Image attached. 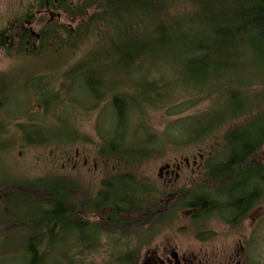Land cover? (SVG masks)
<instances>
[{"label": "trees", "instance_id": "1", "mask_svg": "<svg viewBox=\"0 0 264 264\" xmlns=\"http://www.w3.org/2000/svg\"><path fill=\"white\" fill-rule=\"evenodd\" d=\"M84 1L85 5L73 6L69 0H41L36 8H50L69 17L83 14L97 1L102 3L99 7L105 9L91 20H98L99 26L101 23L108 26L111 23L114 35L109 47L69 68L61 86L62 91L67 90L71 101L70 94L75 84V89L89 95L92 107L109 98L111 113L102 116L99 122L102 125L105 119L111 120L102 132L104 136L101 135L100 153L104 156L132 164L159 158L165 151V142L145 121L140 109L168 106L173 96L182 90L205 94L209 88L217 87L221 80H227L232 70L239 68V63L234 60L246 59L253 66L255 74L264 73V0H190L196 6L195 13L176 20H162L160 6L154 0ZM33 10L34 6H31L25 13L26 19L32 17L30 12ZM135 12L138 19L134 18ZM196 17L203 26L199 34L184 27ZM138 20L151 25L133 30V23ZM58 28L43 27L37 39L24 29L19 35V48L32 51L35 56L37 53L32 44L36 40L41 51L56 48L60 44L57 43L59 38L56 32L61 30L67 38L60 44V50L68 48L75 51L87 36L84 30V36L74 38L64 26L59 25ZM6 33L7 30H4L3 36ZM2 40L0 47L9 51V46ZM176 54L189 61L188 75H177L185 79L177 77L176 81L173 80L175 83L171 81L163 85L161 80L165 81V78L151 77L156 68L149 65L150 60L174 57ZM132 69L147 73L134 85V94L113 92L114 87L123 82V76L118 78V75L131 76L129 72ZM106 76L114 78L106 82ZM33 81L30 84L29 79V84L48 111L51 101L54 99L58 102L59 96L43 80H38L39 83ZM182 83L186 85L178 88ZM10 85L7 78L0 76V111L9 106ZM249 96L242 90L227 89L223 97L225 102L220 109L180 121L190 122L192 140L189 143L196 144L213 135L225 122L232 124L247 118L226 130L222 139L223 149L209 156L206 162L208 179L192 190H175L159 198L160 192L147 180L124 172L104 178L95 198L77 206L71 198L74 188L71 181L45 179L31 184L30 189L42 193L37 201L44 208L38 210L35 218L24 222L28 259L24 264H48L54 248L60 243L63 248L69 245L75 249L71 254L64 252L62 261L81 264L77 258L96 254L103 245V238L104 264H139L143 245L149 239L146 236L152 238L153 226L171 221L181 209L192 211L194 223L200 224L210 218H219L231 226L243 222L256 208L264 205V113L247 117L259 99ZM24 136L28 145L62 141L53 130L49 132L48 129H38L35 133L24 131ZM84 215H92L94 221L91 222ZM138 215L142 217L140 220ZM145 226L150 227L147 230ZM77 232L82 235L80 240L74 239ZM116 232L130 234L123 237L135 235L141 242L134 249L117 252L122 244L120 238L115 236ZM203 235L210 234H200L201 240L210 238H202ZM75 243L79 249H76Z\"/></svg>", "mask_w": 264, "mask_h": 264}, {"label": "rangeland", "instance_id": "2", "mask_svg": "<svg viewBox=\"0 0 264 264\" xmlns=\"http://www.w3.org/2000/svg\"><path fill=\"white\" fill-rule=\"evenodd\" d=\"M39 1L41 0H0V41L2 43L4 39V44L10 48L7 51L0 47V76L7 78L11 84L8 92L9 106L0 111V194L3 198L0 204V264H24L28 260L24 222L35 218L38 210L44 208L37 201L42 193L30 189L31 184L45 179L71 181L74 186L71 198L77 206L95 198L104 178L124 172H131L147 180L150 186H155L160 192L159 198L175 190H192L208 179L206 162L209 156L223 149L222 139L226 130L243 123L247 118L232 124L225 122L213 135L196 144L189 143L192 140L190 122L180 121L220 109L225 102L223 97L227 89L242 90L249 97L259 98L248 118L264 113V73L255 74L253 66L246 59L234 60L239 63V68L232 70L227 75V80H221L217 87L209 88L205 94L182 90L173 96L168 106L154 109L144 107L143 111L139 110L145 121L165 142L166 148L162 156L139 164L104 156L100 153L101 135L104 136L103 130L111 120L105 119V124L102 125L99 122L102 116H109L111 113L109 98L97 107H92L89 95L75 89V84L70 94L71 101L67 90L62 91L61 86L69 68L76 67L87 56L109 47L114 35L111 23L109 26L106 23L99 26L98 20H91L105 11L99 7L102 3L98 1L83 14L72 15L73 17L50 8L38 10L36 7ZM69 1L73 6L85 5L84 0ZM154 1L160 6L162 20L192 16L196 10L190 0ZM31 6H34L33 12H30L32 17L26 19L25 13H28ZM136 16L137 12L134 18L138 19ZM59 25L70 31L74 38L87 34L75 51L68 48L60 50V44L67 38L61 30L56 32L59 38L57 43H60L56 48L49 47L41 51L38 40L32 44L35 46L36 56L32 51L19 48V35L24 29L36 38L43 27L54 30L59 29ZM150 25L146 21H134L133 30ZM184 27L199 34L203 26L196 17ZM4 30H7L6 37L2 34ZM177 48L174 49L178 50ZM149 62V65L156 68L151 77L160 80L165 78V81L161 80L163 85L176 81L177 77L185 79L177 75H188L189 61L178 55ZM129 73L131 76L118 75V78L123 76V82L118 83L113 92L134 94V85L147 75L138 69H132ZM112 78L114 77L106 76L105 80L109 82ZM29 79L30 84L33 80H36L33 81L35 83L43 80L59 96L58 102L51 98L53 100L48 111L36 90L29 84ZM184 85L186 84L182 83L177 87L183 88ZM38 129H48L49 132L53 130L59 140L67 141L28 145L24 131L35 133ZM59 131L69 136L62 135ZM191 215L192 211L181 209L171 221L153 226L152 238L146 236L149 239L143 245L142 264L145 263L147 255L172 258V252H176L188 264H264V205L256 208L243 222L235 226L219 218H210L200 224L194 223ZM85 217L91 222L94 221L92 215ZM141 218L138 215V220ZM149 227L145 226V229L148 230ZM122 233L120 235L116 232L115 235L122 244V247L118 245L120 248L117 252L134 249L141 242L135 235L123 237L130 234ZM207 233L210 235H203L202 238H210L201 240L200 234ZM80 238L82 235L77 232L74 239ZM104 242L105 238L96 254L80 256L77 258L78 262L104 264ZM75 246L79 249L76 243ZM74 251L69 245L63 248L60 243L54 248L48 264H68L62 261V254H71Z\"/></svg>", "mask_w": 264, "mask_h": 264}, {"label": "flooded vegetation", "instance_id": "3", "mask_svg": "<svg viewBox=\"0 0 264 264\" xmlns=\"http://www.w3.org/2000/svg\"><path fill=\"white\" fill-rule=\"evenodd\" d=\"M33 37L35 38L34 34ZM39 38V36H36V39ZM1 43V41H0ZM172 258L171 257H162L159 255H155L153 257H148L144 264H188L187 261H185L183 258L181 259L176 252H172ZM143 258L141 259L139 264H142Z\"/></svg>", "mask_w": 264, "mask_h": 264}, {"label": "water", "instance_id": "4", "mask_svg": "<svg viewBox=\"0 0 264 264\" xmlns=\"http://www.w3.org/2000/svg\"><path fill=\"white\" fill-rule=\"evenodd\" d=\"M2 199H3V198H2V195L0 194V204H1V202H2Z\"/></svg>", "mask_w": 264, "mask_h": 264}]
</instances>
